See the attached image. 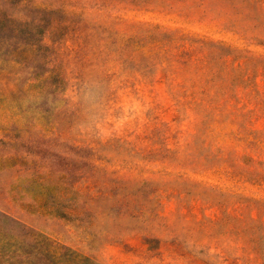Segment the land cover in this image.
<instances>
[{"label":"rangeland","instance_id":"rangeland-1","mask_svg":"<svg viewBox=\"0 0 264 264\" xmlns=\"http://www.w3.org/2000/svg\"><path fill=\"white\" fill-rule=\"evenodd\" d=\"M30 229L97 264H264V0H0L4 260Z\"/></svg>","mask_w":264,"mask_h":264},{"label":"trees","instance_id":"trees-1","mask_svg":"<svg viewBox=\"0 0 264 264\" xmlns=\"http://www.w3.org/2000/svg\"><path fill=\"white\" fill-rule=\"evenodd\" d=\"M6 242L21 254H13L7 260L3 258L6 254H0V264H97L92 258L59 245L34 229L26 230L21 240L10 239ZM15 255L25 259L20 260Z\"/></svg>","mask_w":264,"mask_h":264}]
</instances>
